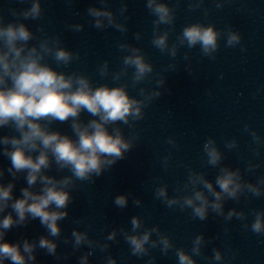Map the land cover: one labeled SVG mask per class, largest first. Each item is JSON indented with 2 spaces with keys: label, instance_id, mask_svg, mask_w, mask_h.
I'll return each instance as SVG.
<instances>
[{
  "label": "clouds",
  "instance_id": "obj_1",
  "mask_svg": "<svg viewBox=\"0 0 264 264\" xmlns=\"http://www.w3.org/2000/svg\"><path fill=\"white\" fill-rule=\"evenodd\" d=\"M18 2L29 6L9 9L14 19L8 22L0 8V131L8 130L0 135V155L10 161L7 168L0 167V264H37L40 250L57 262H66L80 253L77 264H90V258L99 250L106 254L103 257L105 264H118L109 249L112 243L118 244L121 237L131 256L148 257L145 264H156L152 250L157 248L163 256L172 251L177 264H198L196 257L211 264H231L238 252L230 244L226 243L223 250L212 247L210 257L204 254L203 249L220 239L219 234L206 238L200 233L192 239L191 249L186 250L177 247L159 225L147 226L140 215L130 217V228L113 226L108 231V225H105L100 229L101 233H106L102 239L90 236L91 224L84 230L79 228L85 223L84 218L74 221L77 227L72 229L70 236L63 235L61 222L69 217V208L76 198L73 192L81 184H94L137 146L141 137L138 123L144 120L145 110L165 91H171L166 87L164 73L178 70L175 61L180 49L199 47L202 57L215 60L222 39L225 47L239 45L241 51H246L242 34L230 26L218 29L215 23L198 21L185 24L175 41H170L181 0L174 4L168 0H145L146 9L155 17L151 44L172 62L157 72L141 47L120 42L117 44L123 53L120 66L111 70L110 61L105 59L96 69L101 79H110L111 83H96L83 71L60 70L81 59L80 52L69 49L60 34L50 35L44 24H38L34 31L24 22L44 19L42 0ZM74 2L65 0L69 7ZM224 2L216 0L215 7L223 8ZM109 3L110 0H98L99 7L89 5L86 9L88 23L99 31L114 29L126 34V21L130 19L125 15L128 4L121 0L117 14ZM201 8H204V0H189L190 11ZM208 15L209 9L204 8L205 19ZM52 22V18H48V23ZM63 27L73 33L84 30L82 23L65 21ZM142 36L140 31L133 33L136 41ZM182 58L188 61L185 70L193 75L189 52H184ZM130 87L137 90V95L130 94ZM84 113L90 118L82 119ZM55 123L68 124L71 135L53 128ZM125 126L129 129L127 135ZM243 131L252 138L255 147L250 150L259 158L264 137L249 123L243 125ZM165 143L171 148L179 147L172 136L167 137ZM224 144L228 150L238 148L235 138L225 139ZM202 151L203 164L218 169L214 180L205 172L179 161L177 166L185 169L186 179L178 181L170 195L169 184L160 177H153L154 198L169 209L190 210L192 220L204 222L212 215L213 219L223 218L227 225L235 218L241 222L242 231L264 236V210L245 212L235 207L225 210L228 201L239 203L242 198L264 197V175L257 176L255 182L244 177L245 172L254 173L260 169L261 163L248 160L243 171L225 164L226 156L211 136L204 141ZM171 161L170 149L167 155L160 157L165 172L172 167ZM53 169L67 174H50ZM6 174L12 178L7 182ZM21 178L26 181V186L20 189L21 195L17 198L14 189ZM129 201L135 207L142 205V200L132 192L117 194L113 205L124 210ZM249 215L253 217L251 223ZM37 219L45 234L33 239L22 237L15 243L5 239L13 228L26 227ZM223 231L227 235L230 229L225 226ZM60 243L70 245L71 251L61 254L58 251Z\"/></svg>",
  "mask_w": 264,
  "mask_h": 264
}]
</instances>
